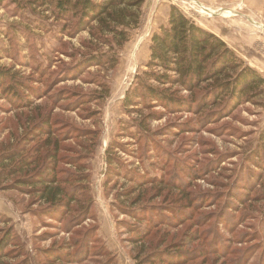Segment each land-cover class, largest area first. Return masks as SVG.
I'll return each instance as SVG.
<instances>
[{
  "label": "rangeland",
  "instance_id": "obj_1",
  "mask_svg": "<svg viewBox=\"0 0 264 264\" xmlns=\"http://www.w3.org/2000/svg\"><path fill=\"white\" fill-rule=\"evenodd\" d=\"M171 6L264 79V0H144L121 48L96 41L95 23L81 27L78 17L0 1V72L23 86L15 83L20 99H12L2 90L9 79L0 77V158L19 153L0 171L21 158L29 163L0 176V239L10 237L0 264H168L177 250L189 255L186 264H264V171L252 155L264 97L209 109L212 121L195 105L125 102L135 76L148 70L151 34ZM177 89L169 93L188 97ZM47 120L51 135L39 130ZM108 147L121 162L115 171ZM52 166L60 180L80 174L69 212L53 211L57 204L18 183Z\"/></svg>",
  "mask_w": 264,
  "mask_h": 264
},
{
  "label": "trees",
  "instance_id": "obj_2",
  "mask_svg": "<svg viewBox=\"0 0 264 264\" xmlns=\"http://www.w3.org/2000/svg\"><path fill=\"white\" fill-rule=\"evenodd\" d=\"M11 1L22 9L38 10L45 7L48 10H54L57 17L68 15L69 20L78 17V25L81 27L86 25L87 28H91L92 23H95L97 32L92 33L93 38H96V41L103 40L113 43L119 48L128 42L130 32L139 26L144 3V0ZM31 24L33 23L31 22ZM33 25L40 27V24L34 23ZM110 58L112 61L113 56H110ZM97 63H100L99 60ZM146 65L148 70H144L142 75L137 74L134 81L136 86L131 90L128 89L127 95L129 96L125 99V102L128 103L127 105L136 103L137 97L142 98L141 102L143 104H150V102H147L148 99L144 100L145 97L157 99L171 109H179L180 107L191 108L195 105L194 107L198 113L203 112V121H212L214 115L209 109L212 110L221 105L223 110H225L232 100L235 102L244 100L246 102H256L264 97V79L256 71L245 66L242 60L233 54L224 41L197 26L175 6H171L166 23L161 24L151 34L149 60ZM154 69L158 70L155 72ZM2 75L9 79V83L2 87L3 92H8L7 97L19 100L20 97L15 83L20 84V89L23 88L22 84L15 77L8 76L5 72H0V77ZM160 86L163 89H160ZM173 87L178 88L176 91H186L188 97L180 98L177 93H169ZM167 91L168 93H166ZM49 124L50 121L47 120L41 125L39 129L41 133L52 134ZM138 128L141 127L138 126ZM140 131L146 132L141 129ZM35 133L38 134V132ZM48 135L45 138L46 142L49 141L50 136L48 137ZM110 148L108 147L106 150L108 168L113 169L116 164H118L116 166L118 168L121 162L109 151ZM110 150L113 151L112 148ZM253 151V157L261 160V163L259 161L255 163L264 171V128L257 138ZM18 155L19 153L16 152L5 154V156L0 158V166L4 162H12ZM51 156H56L55 151H53ZM39 159L40 155L34 161L37 162ZM28 165V159L21 158L17 160L14 166L1 169L0 176L2 178L6 174L20 172ZM113 170L115 171V169ZM51 171L46 173L41 171L38 174L34 172L30 176L21 178L18 183L23 186H29L34 195L43 199L45 203L57 204L55 207H51L53 211H62L64 208L58 206H65L66 208L68 207L69 212L70 205L76 201L78 194L76 188L83 185L82 180H78L80 174H74L73 178H77L75 180L70 177L60 180L54 173L55 166H52ZM258 174L255 173L254 177L259 178L260 174ZM136 178H139L137 188H140L142 177ZM161 182L162 180L158 182L160 186L165 185V182ZM67 185L68 188H66ZM179 186L181 187V185ZM183 193L185 194L184 190H182ZM188 207L191 209V205H188ZM178 214L176 213L177 217ZM181 215L189 216L190 211L183 210ZM194 234L191 237H194ZM9 239V234L0 239V256H4L1 252L2 245L6 244ZM171 253L175 255L172 256L171 260H168V264H173L176 261L177 264L180 262L186 264L189 260V255L182 250ZM181 255L184 258H181Z\"/></svg>",
  "mask_w": 264,
  "mask_h": 264
}]
</instances>
